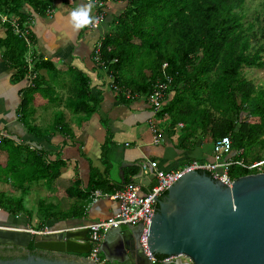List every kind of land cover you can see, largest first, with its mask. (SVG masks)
I'll list each match as a JSON object with an SVG mask.
<instances>
[{
    "label": "crops",
    "instance_id": "1",
    "mask_svg": "<svg viewBox=\"0 0 264 264\" xmlns=\"http://www.w3.org/2000/svg\"><path fill=\"white\" fill-rule=\"evenodd\" d=\"M86 3L53 0L44 14L26 6L33 16L22 24L33 33L31 50L35 57L49 59L54 65L53 71H39L42 79L28 112L22 103L33 78L20 77L18 58L9 54L10 50H21L12 47L14 40L7 41L8 46L3 44L11 23L2 16H19L0 13V227L40 234L48 226L50 230L41 233L51 235L87 229L90 223L117 213L119 202L111 196L122 185L135 181L138 164L144 166L143 161L157 160L160 168L174 170L193 161L213 159V143L199 138L191 148L180 145L184 122L173 123L169 114L156 113L148 93L131 92L135 97L125 98L114 90L115 79L108 67L102 69L94 60L96 42L108 31L106 24L96 30L85 27L74 31L70 23L71 11ZM115 9V3L109 1L107 19L116 13ZM95 11L94 7L92 16ZM25 45L27 53L23 54L28 58L26 41ZM69 66L90 77L92 91L100 96L96 112L87 114L73 108L69 100L73 95ZM173 94L167 92L165 101ZM154 127L162 136L159 142L154 141ZM108 136L106 163L102 156ZM206 144L211 153L205 149ZM147 170L145 167L142 180L151 183H139L142 192L158 182L156 175L151 179ZM94 176L104 180L101 186L90 183ZM96 191L101 195L95 196ZM82 241L87 242L84 237Z\"/></svg>",
    "mask_w": 264,
    "mask_h": 264
},
{
    "label": "trees",
    "instance_id": "2",
    "mask_svg": "<svg viewBox=\"0 0 264 264\" xmlns=\"http://www.w3.org/2000/svg\"><path fill=\"white\" fill-rule=\"evenodd\" d=\"M105 1L125 3L122 10L111 14L112 28L104 34L102 43L105 65L122 97L128 91L149 94L158 81L170 76L168 93L174 94L159 112L169 114L173 123L184 122L181 146L191 148L199 138L209 144L229 134L235 151L243 149L237 158L246 162L264 159L259 152L264 149V88L243 74L246 66H264V18L261 31L250 32L245 25V0ZM52 5L53 0H0V13L19 16L22 24L33 16L26 6L44 14ZM107 15L106 11V18ZM30 34L33 39L31 31ZM12 40V47L21 48L8 49L12 58H18L20 77L35 74L33 84L24 93L22 107L27 111L42 79L39 71H53L54 65L49 59L36 57L30 71L23 54L27 53L25 40L15 34L10 24L3 44L8 46L7 41ZM69 70L73 108L87 114L96 112L100 96L92 91L90 77L72 66ZM110 139L108 136L103 145L106 163ZM62 164L61 161L55 177ZM230 172L236 179L258 170L234 165ZM91 182L99 187L104 180L94 176Z\"/></svg>",
    "mask_w": 264,
    "mask_h": 264
},
{
    "label": "water",
    "instance_id": "3",
    "mask_svg": "<svg viewBox=\"0 0 264 264\" xmlns=\"http://www.w3.org/2000/svg\"><path fill=\"white\" fill-rule=\"evenodd\" d=\"M138 165L135 182L149 186L150 181L142 180L145 167L151 179L154 168ZM88 231L51 235L0 227V251H27L22 257L0 258V264H99L85 255L91 249ZM142 231L141 225L108 230L100 250L107 262L152 264L140 246ZM147 244L157 260L175 257L167 263L264 264V171L240 176L230 186L206 169L185 170L157 198L147 227Z\"/></svg>",
    "mask_w": 264,
    "mask_h": 264
},
{
    "label": "built area",
    "instance_id": "4",
    "mask_svg": "<svg viewBox=\"0 0 264 264\" xmlns=\"http://www.w3.org/2000/svg\"><path fill=\"white\" fill-rule=\"evenodd\" d=\"M88 2V0H87ZM96 11L93 17H99V23L89 25L87 27L92 29H97L104 25L106 18V11L108 8V2L105 0H93ZM98 9H101L99 11ZM4 21H9L14 29V32L19 36L23 37L29 46L28 54V64L29 69L32 71L33 60L35 57L33 51L31 50L33 39L30 36L29 28H22L19 20L17 18L8 19L6 16H2ZM102 43L103 38L98 39L96 46L94 48V60L104 69L107 66L102 55ZM166 64L164 65V67ZM35 74H31L33 78ZM165 81H158L154 85V89L148 95V100L152 105L154 111L157 113L163 109L165 103V96L168 92L169 85L172 78L170 76L166 77ZM112 86L115 91L119 92L120 88L115 81H112ZM128 98L135 97L130 91L126 92ZM183 125V123H181ZM155 133L154 141L159 142L162 136L157 127L153 128ZM243 154V149L238 152L235 151L232 137L227 134L219 137L213 142V159L208 162L193 161L191 164L186 165L183 168L174 170H164L159 167L157 160H149L144 163V166L150 164L155 169V175L158 182L153 185L149 191L142 192V188L139 183L131 181L125 184L122 188L118 189L111 197L119 202V210L117 213L113 214L104 219L90 223L87 228L89 230V238L91 243V249L88 253V257L99 264H106L107 258L102 254L101 245L105 239V235L108 230L121 227V226H137L141 225L143 231L140 236V246L143 252L147 255L148 259L152 264L159 262H168L175 259L174 256L157 260L155 259L151 252L149 251L147 244V227L150 222L151 216L153 214L157 198L187 169L201 168L206 169L211 173L213 178L224 182L227 185H232L235 178L231 175V168L234 165H240L250 170H258V172L264 171V159L246 162L244 158H237V156ZM101 193L96 191L95 196H99ZM49 227L45 226L44 231L48 232ZM35 233L34 231H32Z\"/></svg>",
    "mask_w": 264,
    "mask_h": 264
},
{
    "label": "rangeland",
    "instance_id": "5",
    "mask_svg": "<svg viewBox=\"0 0 264 264\" xmlns=\"http://www.w3.org/2000/svg\"><path fill=\"white\" fill-rule=\"evenodd\" d=\"M245 1L246 3L244 7V13L246 15L245 17L246 28L250 32L259 33L261 31L260 28L263 24V18H264V0H245ZM124 6L125 3L115 4V8H116L115 12L117 13L118 10H122ZM45 17L47 16L45 15ZM111 18L112 16H110V19H107L106 20L107 23H105L106 28L108 30L112 28L111 24L109 23L110 22L109 20H111ZM261 42H264V40H261ZM243 74L248 79L253 80L258 86L264 88V66L263 67L246 66L244 67ZM162 122L165 123V119H163ZM205 149L208 150L207 152L211 153L210 145L206 144ZM259 152L262 153V155L264 156V149H260Z\"/></svg>",
    "mask_w": 264,
    "mask_h": 264
},
{
    "label": "clouds",
    "instance_id": "6",
    "mask_svg": "<svg viewBox=\"0 0 264 264\" xmlns=\"http://www.w3.org/2000/svg\"><path fill=\"white\" fill-rule=\"evenodd\" d=\"M94 7L93 0H88V3L82 4L71 11L70 23L74 31L99 23L100 18L91 15Z\"/></svg>",
    "mask_w": 264,
    "mask_h": 264
},
{
    "label": "flooded vegetation",
    "instance_id": "7",
    "mask_svg": "<svg viewBox=\"0 0 264 264\" xmlns=\"http://www.w3.org/2000/svg\"><path fill=\"white\" fill-rule=\"evenodd\" d=\"M1 249V248H0ZM33 249V248H32ZM38 254H42L48 257H56L55 254H51L44 251H36ZM27 254V251L20 248H14V250L0 251V258H14V257H22ZM106 264H111L106 262Z\"/></svg>",
    "mask_w": 264,
    "mask_h": 264
},
{
    "label": "bare ground",
    "instance_id": "8",
    "mask_svg": "<svg viewBox=\"0 0 264 264\" xmlns=\"http://www.w3.org/2000/svg\"><path fill=\"white\" fill-rule=\"evenodd\" d=\"M96 30V29H95ZM119 94V93H118Z\"/></svg>",
    "mask_w": 264,
    "mask_h": 264
}]
</instances>
